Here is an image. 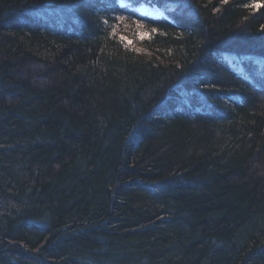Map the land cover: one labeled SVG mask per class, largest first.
<instances>
[{"label":"trees","instance_id":"trees-1","mask_svg":"<svg viewBox=\"0 0 264 264\" xmlns=\"http://www.w3.org/2000/svg\"><path fill=\"white\" fill-rule=\"evenodd\" d=\"M254 4L0 0V264H264Z\"/></svg>","mask_w":264,"mask_h":264},{"label":"rangeland","instance_id":"rangeland-1","mask_svg":"<svg viewBox=\"0 0 264 264\" xmlns=\"http://www.w3.org/2000/svg\"><path fill=\"white\" fill-rule=\"evenodd\" d=\"M141 11L147 14H151V15H156V16H160L162 15V12L154 7H148V6H144L141 8ZM126 40L131 41V44H133L132 38H130L128 35L125 36ZM135 43V42H134ZM135 48L140 50V51H144L145 49L140 45V44H134Z\"/></svg>","mask_w":264,"mask_h":264},{"label":"snow or ice","instance_id":"snow-or-ice-1","mask_svg":"<svg viewBox=\"0 0 264 264\" xmlns=\"http://www.w3.org/2000/svg\"><path fill=\"white\" fill-rule=\"evenodd\" d=\"M261 6H264V5H260V4H254V5H253V7H261ZM121 8H122V10H125V11H126V9L123 8V5L121 6ZM129 14H130V15H134V13H129ZM137 35L139 36L140 39H144V38H146V37L150 38V37H149V34H148V33H144V32H138ZM120 39H121L122 41L128 43V44H131V41L126 40L125 37H122V36H121Z\"/></svg>","mask_w":264,"mask_h":264}]
</instances>
